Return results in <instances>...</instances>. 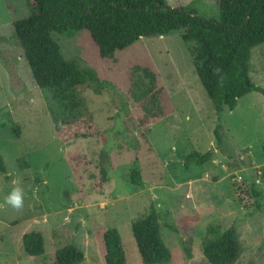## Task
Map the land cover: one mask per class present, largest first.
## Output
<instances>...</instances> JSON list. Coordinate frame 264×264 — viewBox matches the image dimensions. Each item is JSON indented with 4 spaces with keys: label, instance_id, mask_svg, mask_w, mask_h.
Returning <instances> with one entry per match:
<instances>
[{
    "label": "rangeland",
    "instance_id": "obj_1",
    "mask_svg": "<svg viewBox=\"0 0 264 264\" xmlns=\"http://www.w3.org/2000/svg\"><path fill=\"white\" fill-rule=\"evenodd\" d=\"M25 1L0 0V156L6 166L0 171V264H53V251L68 243L84 252L76 264H105L107 226L118 230L126 264H145L131 222L151 207L170 252L168 262L158 264H211L200 244L209 224L234 226L242 249L232 264H264V94L249 91L226 108L222 149L202 164H186L191 151L214 147L217 120L183 29L140 36L105 58L88 29L52 31L65 58H77L107 82L102 92L91 83L79 93L100 132L61 141L54 124L70 113L68 99L36 85L14 36L13 20L29 13ZM218 2L166 0L207 18H218ZM249 75L264 89V42L251 48ZM17 184L23 203L13 207L3 198ZM32 229L44 236L38 255L22 247V234Z\"/></svg>",
    "mask_w": 264,
    "mask_h": 264
},
{
    "label": "trees",
    "instance_id": "obj_2",
    "mask_svg": "<svg viewBox=\"0 0 264 264\" xmlns=\"http://www.w3.org/2000/svg\"><path fill=\"white\" fill-rule=\"evenodd\" d=\"M29 13L13 20L14 36L20 46L33 80L41 88H52L62 99H68L70 113L55 122L54 132L64 142L92 136L100 130L80 91L92 83L102 92L107 82L99 80L95 71L83 67L75 57L65 58L51 32L73 33L89 30L98 46L100 57H110L140 36L167 34L183 29L181 38L190 46L195 72L213 104L217 124L215 143L203 152L191 151L185 163L202 164L214 157L215 148L222 149L221 128L224 110H232L245 93L264 89L252 82L249 75L251 48L264 42V0H219L218 18L199 15L192 7L170 6L166 0H26ZM0 171L6 166L0 156ZM133 182L140 173L131 170ZM251 191L255 209H260L261 191L253 180ZM160 216L151 207L146 214L131 222V232L141 260L145 264L166 263L170 252L160 228ZM105 264H126L120 235L107 226L101 234ZM23 250L38 255L44 250V236L39 230L22 234ZM204 258L211 264H232L242 246L234 226L221 229L209 224L201 239ZM185 255L191 247L182 242ZM53 264H76L84 259L83 250L68 243L52 253Z\"/></svg>",
    "mask_w": 264,
    "mask_h": 264
},
{
    "label": "clouds",
    "instance_id": "obj_3",
    "mask_svg": "<svg viewBox=\"0 0 264 264\" xmlns=\"http://www.w3.org/2000/svg\"><path fill=\"white\" fill-rule=\"evenodd\" d=\"M4 201L13 207H20L23 203L22 189L17 184L4 196Z\"/></svg>",
    "mask_w": 264,
    "mask_h": 264
},
{
    "label": "water",
    "instance_id": "obj_4",
    "mask_svg": "<svg viewBox=\"0 0 264 264\" xmlns=\"http://www.w3.org/2000/svg\"><path fill=\"white\" fill-rule=\"evenodd\" d=\"M242 159L244 160V162H245L246 164H248V157H247L246 154H243V155H242Z\"/></svg>",
    "mask_w": 264,
    "mask_h": 264
}]
</instances>
